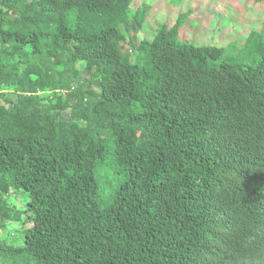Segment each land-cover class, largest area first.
I'll use <instances>...</instances> for the list:
<instances>
[{
  "label": "trees",
  "instance_id": "trees-1",
  "mask_svg": "<svg viewBox=\"0 0 264 264\" xmlns=\"http://www.w3.org/2000/svg\"><path fill=\"white\" fill-rule=\"evenodd\" d=\"M132 1L0 0V264H264V27Z\"/></svg>",
  "mask_w": 264,
  "mask_h": 264
},
{
  "label": "rangeland",
  "instance_id": "rangeland-1",
  "mask_svg": "<svg viewBox=\"0 0 264 264\" xmlns=\"http://www.w3.org/2000/svg\"><path fill=\"white\" fill-rule=\"evenodd\" d=\"M139 8L146 13L139 40H151L161 26L175 27L178 41L230 51L251 29L264 27V2L260 0H133L130 9ZM11 201L21 208L24 200L20 204L14 198ZM7 242H15L14 237Z\"/></svg>",
  "mask_w": 264,
  "mask_h": 264
}]
</instances>
